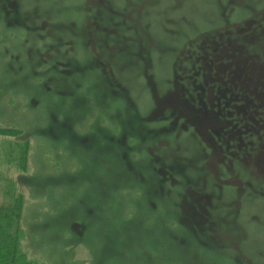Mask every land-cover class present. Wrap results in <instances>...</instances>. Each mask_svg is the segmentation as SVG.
<instances>
[{
  "label": "rangeland",
  "instance_id": "obj_1",
  "mask_svg": "<svg viewBox=\"0 0 264 264\" xmlns=\"http://www.w3.org/2000/svg\"><path fill=\"white\" fill-rule=\"evenodd\" d=\"M0 128L29 258L264 264V0H0Z\"/></svg>",
  "mask_w": 264,
  "mask_h": 264
},
{
  "label": "trees",
  "instance_id": "obj_2",
  "mask_svg": "<svg viewBox=\"0 0 264 264\" xmlns=\"http://www.w3.org/2000/svg\"><path fill=\"white\" fill-rule=\"evenodd\" d=\"M14 131L0 128V135H13ZM9 151L3 153V159L15 161L23 166L26 163L28 142L22 145L10 144ZM11 163V162H10ZM0 264H46L31 259L23 251V230L21 227L23 195L17 191L12 180L4 175L0 177Z\"/></svg>",
  "mask_w": 264,
  "mask_h": 264
}]
</instances>
